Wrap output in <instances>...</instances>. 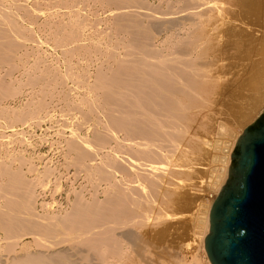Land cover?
Segmentation results:
<instances>
[{
    "label": "bare ground",
    "instance_id": "obj_1",
    "mask_svg": "<svg viewBox=\"0 0 264 264\" xmlns=\"http://www.w3.org/2000/svg\"><path fill=\"white\" fill-rule=\"evenodd\" d=\"M184 1L191 10L183 16L193 22V29L185 35H176L172 41L175 51L166 54L165 44L160 45L157 38L161 21L155 7L141 0H107L108 5L115 6L107 10L109 19L116 30L126 32L128 37L109 42L106 63L74 73L76 88L64 83L67 98H75L70 102L87 105L97 119L92 137L72 132L64 137V142L77 154L75 161L85 167L87 179L99 175L101 181L104 178L108 181L105 191L111 189L103 200L96 197L87 200L81 193L64 213L39 214L35 209L36 189L41 185L38 176L27 179L21 169L3 168L0 223L14 234L16 244H12L9 257L1 259L0 264H75L70 248H63L66 242L73 247L87 242L91 249L102 248L101 264H120L149 238L147 229L157 197L164 194L167 203H172L173 198L180 201V188L174 178L189 174L194 168L178 162L190 157L182 149V143L202 148L207 142L198 134L205 139L219 135L226 141L223 164L217 169L218 180L211 186L216 192L224 187L238 135L233 136L219 124V119L229 91V74L239 65L237 48L220 35L225 22L219 20L228 18L227 11L216 14L215 5L209 0ZM60 2L67 5L69 0ZM74 8L71 5V11L65 14L67 23L65 18L56 23L55 40H59L60 31L74 42L84 35V16ZM201 16L205 18L204 35L199 34ZM25 18L33 24L34 16L27 2L0 0V64L10 63L21 46L20 59L34 55L36 63L52 61L43 49L42 38L35 39L31 28L24 26ZM1 80L3 75L0 115L17 118L41 115L45 99L35 91H30L31 100L26 106H2L1 95L8 92L9 86ZM6 145L7 135L0 134V150L9 148ZM8 156L31 168L23 155ZM212 207L201 206L197 211V220L203 225L195 237L202 250L210 234ZM178 217L168 215L170 220ZM29 238L39 249L25 252L22 247V251H17L16 246ZM85 251L81 252L90 257L96 255ZM175 256L177 264H199L196 255L188 262L182 250ZM206 264L211 262L206 260Z\"/></svg>",
    "mask_w": 264,
    "mask_h": 264
},
{
    "label": "rangeland",
    "instance_id": "obj_2",
    "mask_svg": "<svg viewBox=\"0 0 264 264\" xmlns=\"http://www.w3.org/2000/svg\"><path fill=\"white\" fill-rule=\"evenodd\" d=\"M141 1L143 4L155 7L156 11L160 12L157 14L161 21V27L157 32L158 41L160 45L165 44L163 45L164 53L174 52L173 38L178 34L185 35L193 29V22L183 16L190 12L191 9H187L189 5L186 6L184 0ZM210 1L211 5L216 7V14L220 11H227L225 14L228 18L219 20V23L225 22L220 35L237 48L239 65L234 66L232 75L229 74V91L223 102V114L219 119V124L226 127L233 136L238 135L239 139L264 112V0H209L207 2ZM23 2H27L34 16L33 24L25 18L27 21L24 26L31 28L35 39L42 38L45 42L43 49L50 55L49 58L52 61L50 64L36 63L34 55L21 56L22 59H20L18 55L20 56L23 52L21 46L16 50L10 63L0 64V76L3 75L1 83L9 86L8 92H3L1 95L2 106H26V103L31 100L30 91H35L40 98L43 96L45 99L44 111L39 116L28 117L27 115L26 118L23 116L17 118L0 115V134L10 133L11 128L19 129L25 126L33 127V131L37 130L34 137L23 135L12 137L10 145H6L9 148L0 150V171L5 167L13 170L21 169L27 179L34 178L38 172L34 160L12 149L22 148L28 142H34L35 148H41L44 144H49L51 148H65L63 170L70 168L77 171L82 170L80 172L86 175L85 167L75 161L77 156L75 151L65 146L64 137L72 132L79 133L83 137H92L97 123L96 115L87 105L71 103L70 101L75 98H67L63 85L67 83L72 89L76 88L77 85L73 79L77 77L74 73L83 69H93L106 63L110 49V46H107L109 42L117 38L128 37V35L124 31L116 30L113 21L109 19L107 10L115 6L108 5L107 0H69L67 5H63L60 0H23ZM71 5H74V9L79 10L84 16V35L74 42L68 39L67 33L60 31L57 41L55 40L57 35L55 31L58 29L56 23L60 21L62 23L63 18H65V23L68 22L69 19L65 14L71 11ZM172 19L175 20L170 21ZM204 20V16L199 18L200 35H204ZM98 42L101 45H98ZM24 43H30V41H24ZM203 58L202 52V61ZM41 65L43 66L42 71L40 70ZM2 90L5 91L4 88ZM47 112L49 113L46 116ZM197 137L207 142L200 149L190 148L187 142L182 143V149L190 157L182 158L178 162L192 165L194 168L191 173L177 175L174 178L180 188V201L173 198L172 203H167L168 198L164 194L157 197L150 228L147 229L149 238L142 246L134 249L120 264H177L175 255L179 250L183 251L188 262L193 260L194 255L198 257L199 264H206V260L211 262L206 248L202 250L195 237L199 235L200 227L203 225L197 220V211L201 206L212 207L223 188L216 192L211 186L218 180L217 169L223 164L224 148L227 146H225L226 141L219 135L207 139L200 134ZM235 146L236 144L232 153ZM10 153L26 157L31 168H28L24 162L21 164L19 160H11L8 156ZM192 156L196 157V160L191 159ZM95 161L96 159L93 160ZM41 177L44 180L45 175ZM228 178L229 174L223 186L226 185ZM101 179L99 175L91 180L85 178L90 185H93V189L86 192L85 187H82L80 194L82 193L87 200L95 197L105 199L111 187L106 192L105 187L108 181L105 178L102 181ZM38 188L39 186L36 193ZM168 215L180 217L170 220ZM17 228L18 231L21 230L20 227ZM13 237L14 234L9 231L8 227L0 223V260L9 257L12 244H16V239ZM89 245L86 242L85 244L78 243L77 247H73L71 243L66 242L63 243V248H70L71 259L75 264H101L99 254L102 248L91 249ZM22 247H25V252L39 249L38 244L31 238L16 246L17 251H22ZM85 249V252L92 251L96 255L90 257L87 253H82L81 251Z\"/></svg>",
    "mask_w": 264,
    "mask_h": 264
},
{
    "label": "water",
    "instance_id": "obj_3",
    "mask_svg": "<svg viewBox=\"0 0 264 264\" xmlns=\"http://www.w3.org/2000/svg\"><path fill=\"white\" fill-rule=\"evenodd\" d=\"M263 114L238 139L213 204L205 239L212 264H264V125L250 131Z\"/></svg>",
    "mask_w": 264,
    "mask_h": 264
},
{
    "label": "built area",
    "instance_id": "obj_4",
    "mask_svg": "<svg viewBox=\"0 0 264 264\" xmlns=\"http://www.w3.org/2000/svg\"><path fill=\"white\" fill-rule=\"evenodd\" d=\"M36 134L37 130L33 131V127L10 130V133L6 132L7 142L10 145L11 138L18 135L34 137ZM12 149L32 158L37 167V176L41 180L36 193V210L39 214L62 213L69 209L82 187L86 192L93 189L83 172L71 168L63 170L65 148H51L49 144L35 148L34 142H28L22 148ZM40 174L45 175L44 180Z\"/></svg>",
    "mask_w": 264,
    "mask_h": 264
},
{
    "label": "flooded vegetation",
    "instance_id": "obj_5",
    "mask_svg": "<svg viewBox=\"0 0 264 264\" xmlns=\"http://www.w3.org/2000/svg\"><path fill=\"white\" fill-rule=\"evenodd\" d=\"M263 125H264V114H263L262 117L258 120V123L256 124V126L253 127V128H251L250 131L252 132L253 130L258 129V128H260V127L263 126ZM237 154H238V152H237Z\"/></svg>",
    "mask_w": 264,
    "mask_h": 264
}]
</instances>
